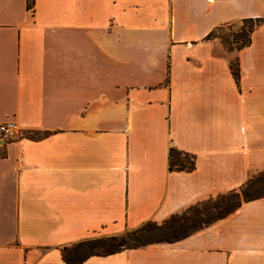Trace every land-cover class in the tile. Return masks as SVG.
I'll list each match as a JSON object with an SVG mask.
<instances>
[{"label": "crops", "instance_id": "obj_1", "mask_svg": "<svg viewBox=\"0 0 264 264\" xmlns=\"http://www.w3.org/2000/svg\"><path fill=\"white\" fill-rule=\"evenodd\" d=\"M257 17L264 0H0V122L22 129L0 146V264H68L264 170V22L231 54L207 38ZM75 264H264V196Z\"/></svg>", "mask_w": 264, "mask_h": 264}, {"label": "trees", "instance_id": "obj_2", "mask_svg": "<svg viewBox=\"0 0 264 264\" xmlns=\"http://www.w3.org/2000/svg\"><path fill=\"white\" fill-rule=\"evenodd\" d=\"M32 4H33V0H27L28 7H30ZM241 22L243 23L244 29H242V32L240 34H237L236 36L233 37L234 49H237V50H240L241 48L248 46L251 43V33L256 27H258L264 22V18L262 17L248 18V19H243ZM219 27L221 26H218L212 31H210L207 35V38L208 39L213 38L215 31ZM230 66H231L233 75L235 76L236 79H238L239 69H238V61L236 57L231 59ZM190 158H192V160H190ZM168 165H169L170 170L189 171L193 169L194 167V157L193 155L187 152L180 151L174 147H171L168 153ZM255 173H257L256 174L257 176L254 175ZM259 175H262V176L259 177ZM257 184L264 186V170H259V171L252 173L247 179V181L245 182V184H243L240 187L239 191H233V193L238 198V201L232 207L228 208V210L224 214L217 215L212 220L199 224L198 226L194 227L191 231L181 236L168 238V239L162 238V239H157L154 241L139 242L140 237L138 236V233H140L142 230L139 227L134 230L125 231L124 233L119 234V235H112V236L99 238L95 240L82 241L81 243L87 242L90 244L91 251L85 254L84 256H82L81 258H77V259L74 257L68 258L64 254V259L68 264H75V263L82 261L84 258H86L87 256L91 254H113L123 249L137 248V247H141V246L153 243V242H161V241L171 242V241L183 238L189 235L190 233L204 226H207L211 222L226 216L227 214L235 210L240 205L242 200L248 201V200L263 197L264 192L260 193L255 188V185ZM167 224H168V220L163 222V226H166ZM135 242H139V243H135ZM94 249H101V251L95 252Z\"/></svg>", "mask_w": 264, "mask_h": 264}, {"label": "rangeland", "instance_id": "obj_3", "mask_svg": "<svg viewBox=\"0 0 264 264\" xmlns=\"http://www.w3.org/2000/svg\"><path fill=\"white\" fill-rule=\"evenodd\" d=\"M242 22H236L231 24H225L219 27L213 36L219 42V49L224 54H231L234 49L233 37L242 32ZM255 173L254 175H256ZM257 176V175H256ZM262 175H259L261 177ZM255 188L260 192H264L263 185H255ZM238 198L233 191L219 193L216 195L207 196L199 201L189 205L177 213L169 217L168 224L163 226V222H149L145 223L140 228L142 229L138 236L139 242L154 241L157 239H168L177 236H181L201 223L208 222L215 218L217 215L224 214L228 208L232 207ZM103 237H93L89 240H95ZM135 242V243H139ZM91 251L89 243H75L69 247V250L65 252L68 258H81L85 254ZM95 252L101 251V249H94Z\"/></svg>", "mask_w": 264, "mask_h": 264}, {"label": "built area", "instance_id": "obj_4", "mask_svg": "<svg viewBox=\"0 0 264 264\" xmlns=\"http://www.w3.org/2000/svg\"><path fill=\"white\" fill-rule=\"evenodd\" d=\"M22 129L14 121L0 122V146L6 144L14 135H21ZM192 160V158H190Z\"/></svg>", "mask_w": 264, "mask_h": 264}]
</instances>
